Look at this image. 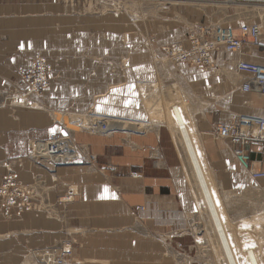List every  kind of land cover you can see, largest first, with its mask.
<instances>
[{"label":"crops","instance_id":"obj_1","mask_svg":"<svg viewBox=\"0 0 264 264\" xmlns=\"http://www.w3.org/2000/svg\"><path fill=\"white\" fill-rule=\"evenodd\" d=\"M75 3L79 1L0 0V183L15 173L33 189L35 207L11 218L0 208V264H43L45 249L65 243L71 253L64 257L75 264H178L186 247L197 253L186 232L196 202L169 127L143 121L142 92L155 98L161 81L173 96L188 101L190 113L180 110L191 124L211 182L214 177L228 184L249 182L253 178L234 155L239 146L215 133L219 124L240 115L264 117V95L242 91L247 74L235 68L238 60L263 61L264 33L259 45L242 53L213 52L211 71L204 73L165 59V47L177 42L188 46L185 36L173 42L184 30L150 29L155 40L143 46L132 25L129 43L108 44L101 37L105 29L92 31L91 20L99 15ZM214 18V11L198 13L189 29L217 25ZM36 53L52 64L54 79L39 95L24 96V104L14 102L11 97L26 89L18 70L28 68ZM89 111L112 115L121 124H144L135 131L110 119L118 131L108 135L72 129L79 150L93 160L84 155L51 170L28 157L38 141L62 131L59 115ZM245 150L250 166L264 170V145L247 144ZM140 206L145 210L138 211Z\"/></svg>","mask_w":264,"mask_h":264},{"label":"rangeland","instance_id":"obj_2","mask_svg":"<svg viewBox=\"0 0 264 264\" xmlns=\"http://www.w3.org/2000/svg\"><path fill=\"white\" fill-rule=\"evenodd\" d=\"M76 6L81 9L84 5L86 11L92 12V15L98 16L99 20L92 18L91 26L93 30H103L101 31V37L107 41L108 44H113L114 42H130V31L131 26L134 25L138 27V41L143 46H147L155 40L154 32L150 29H155L161 26H172L175 28H180L184 32L180 35V39L173 41H180L187 35L189 30V25L192 23L191 20L196 17V14L205 12L210 13L214 11V24L222 25L226 27H237L244 23L258 24L262 28L264 33V3L260 4H250V5H234L231 0H74ZM98 12V13H95ZM103 13V14H101ZM122 32V33H120ZM91 35V39H93ZM137 36V35H135ZM140 47H142L140 45ZM222 50V49H221ZM224 50V49H223ZM108 54L113 53V50L108 49ZM153 52V51H152ZM230 52V51H229ZM39 58V62L45 60L41 64L42 71L41 75H49L51 84L54 79V68L48 59L42 56L40 53H36L31 60L30 66L28 68H20L18 70L19 76L21 73H34L36 70L32 68L33 60L35 57ZM126 57V55H122ZM156 57V56H155ZM162 59L164 55H161ZM157 58V57H156ZM168 59V58H165ZM164 59V60H165ZM188 65V64H187ZM190 66V65H189ZM213 66L212 64L209 68L195 67L204 73H210ZM22 79V77H21ZM159 80V79H158ZM26 86L23 95H14L11 100L14 102L24 104L26 95H39L42 91L47 89L49 85L40 90L39 93H33L30 88H28L25 81L22 79ZM158 86L155 90V98L148 96L149 92L143 91V104L146 112V123L153 124H165L169 127L170 133L173 137V130L179 122L185 121L191 129V124L188 123L187 119L183 117L181 109L186 113H190L189 104L185 103V99L178 97L177 94L173 96V91L170 90L168 85H164L161 81H158ZM174 89L177 88L173 86ZM176 92V91H175ZM147 93V95H146ZM92 116L103 117L104 121H109L110 119H118L112 115L105 113H98L97 111H89L83 115H59L58 119L60 125L62 126V131L58 133L51 134L47 139L38 141L34 148L29 153V158L38 163L43 168H50L54 170L59 167H64L71 165L73 160L68 165H55L50 164L48 160H41V155H46L47 158L56 157L49 156L48 147L45 144H40L41 148H36L39 143H44L50 139L51 136L59 135L62 136V132H65L70 140L71 146L76 147L78 158L89 156L85 151H81L78 148L76 140L73 136V131L80 130L85 131L91 135H108L112 134L118 130H111L110 132H100L91 131V126L94 125L92 121ZM102 121V120H101ZM144 123L140 122L138 127H142ZM141 125V126H140ZM142 129V128H140ZM139 129V130H140ZM174 142V140H173ZM61 143V141H58ZM175 144V143H174ZM197 146V145H196ZM60 148L62 145L60 144ZM184 154V153H182ZM85 155V156H84ZM185 155V154H184ZM92 160L93 157L89 156ZM77 158V159H78ZM182 162V160H181ZM183 165V163H182ZM189 169V165L187 163ZM10 171V169H8ZM11 172V171H10ZM11 175L16 186L24 189V196L20 197V201L25 202L29 206V209H35L32 199L34 197V191L32 188L21 184L15 173ZM12 175H15L13 177ZM8 176V175H7ZM6 177V176H5ZM187 178V177H186ZM3 183L4 177H1ZM210 179V178H209ZM188 180V178H187ZM211 180V179H210ZM227 179H219L214 177V182L212 181L211 186L216 196L218 209L222 215L224 226L228 237L232 243V247L235 252H237L238 258L242 264H251V259H257L264 264V181H256L250 178L249 182L247 180L237 179L236 181H231L228 184ZM190 189H192L191 184ZM235 186V187H234ZM236 186H250L251 189H239ZM193 198L196 202V211L189 219V225L187 227V234L189 239H194V244L196 245L197 253L193 252V248L190 249L186 247L182 257L177 259L178 264H226L224 257L222 256L221 249L216 237V234L211 226V222L208 219L205 208L201 200L194 196L193 189L191 190ZM198 200V201H196ZM202 206V207H201ZM144 208V209H143ZM204 208V209H203ZM138 211H144L145 207L140 206L137 208ZM19 212L13 209V215H18ZM188 242V240H186ZM67 243L58 246H51L45 249L41 254L42 263H45V253L51 252L54 255L56 261H61L60 264H75L74 259H66L65 254L70 256L71 248L70 245L67 247ZM244 247H248L244 254ZM188 255V257H187Z\"/></svg>","mask_w":264,"mask_h":264},{"label":"built area","instance_id":"obj_3","mask_svg":"<svg viewBox=\"0 0 264 264\" xmlns=\"http://www.w3.org/2000/svg\"><path fill=\"white\" fill-rule=\"evenodd\" d=\"M234 5H250V4H260L264 3V0H231ZM215 26V25H214ZM204 30L201 28H196L194 30L189 29L187 31V35L185 39L188 41V46H184L183 44H174L170 48L167 49L168 56L172 60L181 61L186 64L197 66L201 68H209L211 66V54L212 51L218 52L221 49L226 51H237L240 52L244 45L248 44H258L259 40V27L252 26L249 27L246 24H243L239 27V37H236L231 28H224L216 25L214 27V46L201 42V35ZM217 34V36L215 35ZM219 35V36H218ZM225 38L226 40H222ZM220 47H219V46ZM224 45L225 48H221ZM214 48V49H213ZM35 68L34 73H21L22 79L27 84L28 88H30L33 93H39L41 89L49 85L50 79L49 77H45L41 75L42 66L39 62V58L36 56L33 60V67ZM236 70L239 72H243L247 74L248 82L242 84V90L244 92H249L251 82H258V87L264 90V66H258L255 64L242 63L238 61L236 63ZM250 75V76H249ZM254 79V80H252ZM258 123L257 132L259 136L257 139L264 141V118H254L249 116H238L228 124H219L216 127V136L220 138H229V140L233 144H237L241 146L243 144H247L252 142L253 139L249 132H243L239 130V126L241 124H248L249 126ZM103 127V126H102ZM250 136V138H249ZM67 136H59L54 135L51 136L49 140L44 143H39L36 148H41L40 144H45V147H48L49 156H62V154H67L65 157V161H59L58 164L68 165L70 164L76 157L77 151L74 153H66L64 151L58 150V141L62 140V138L70 140L66 138ZM234 154L236 158L240 161V163L246 168L249 169L253 178H262L264 179V170L252 169L249 168V164L251 163L250 159L246 154H243L240 148L234 149ZM15 177V175H12ZM16 178V177H15ZM2 200L6 201V204L3 205V213L5 216H11V209L15 208L17 211L29 209L32 206H29L23 201H20V197L24 196L25 191L20 187L16 186L14 181L8 180L4 185V189L0 192ZM53 259L50 256H47L44 264L51 263ZM57 263H60L57 261Z\"/></svg>","mask_w":264,"mask_h":264},{"label":"bare ground","instance_id":"obj_4","mask_svg":"<svg viewBox=\"0 0 264 264\" xmlns=\"http://www.w3.org/2000/svg\"><path fill=\"white\" fill-rule=\"evenodd\" d=\"M244 24H246L249 27H252V26L259 27V34L258 35H259L260 42L258 44L254 43V44H248L247 46L244 45L243 49H245L247 47H252V46L259 45L261 43V36H262V33H263L262 28L260 27V25H258V24H249V23H244ZM241 25H243V24H241ZM241 25H239V26H237L235 28L226 27V26H222V25H218V26H221V27H224V28H231L233 34L236 37H239V35H240L239 27ZM215 26L214 25H208V24H204V25L201 24V25H197L196 26V28H201V29L204 30L203 34L201 35L202 39H201L200 43L207 42V44L214 46V27ZM215 35L217 36V34H215ZM222 40H226V39L222 38ZM174 44H182V43H179V42L173 43V44H171L168 47H165L163 49V51L165 52V54H166V56H167V58L169 60H172V59L168 56L167 49L170 48ZM221 48H225V46L222 45ZM243 49L240 52H237V51H233V52L242 53ZM213 52L214 51H212V54H213ZM230 52H232V51H230ZM212 54H211V64H212V61H213ZM172 61L177 63V64L178 63H184V62L176 61V60H172ZM238 61H241L242 63L252 64V65L255 64V65H258V66H264V57H263V61L261 63L245 61V60H238ZM42 63H44L43 66L45 67V63H47V62L45 60H43V61L40 62V64H42ZM190 66H192V65H190ZM32 67H33V65H32ZM195 67H197V66H195ZM235 68H236V64H235ZM42 76L49 77V75H42ZM49 79H50V77H49ZM248 80L246 78L242 82V84L248 82ZM252 80H254V79H252ZM242 84H241V87H240L241 90H242ZM258 84H259L258 82H253V83L251 82L249 93H252V94H255V95H264V90H262L260 87H258ZM46 87H44L43 89H45ZM240 116H246V115H240ZM249 117H251V116H249ZM254 118H264V117H254ZM101 120H98V119L97 120H92L94 125L91 126L90 130L91 131L99 130L100 132H110L113 129V127H114V123H116V124L119 123L118 124V126H120L119 128H123V129H132V130H135V131L137 129H139V127L136 125V123H133V122H128V121L125 122L124 121V122H122L123 124H121L120 122H118L115 119L112 120L114 123L111 122L110 120L109 121L108 120L104 121L103 119H101ZM226 124H228V123H226ZM188 125L189 124H187L185 121L179 122L177 124V126H176V129H174L173 133H172L173 134L174 143H175V147H176V149H177V151L179 153L180 159L182 160L184 171L186 173V177L188 178V182L191 184V187H192L193 192H194V196L197 199L201 200V202H202V204H203V206L205 208V211L207 213L208 219L210 220L211 226H212V228H213V230H214V232L216 234V237H217L220 249H221V253H222V256L225 259L226 264H241L239 259H238L237 253L235 252L234 248L232 247V243H231V241H230V239L228 237V234L226 232V229H225V226H224V222H223V219H222V215L220 214V211L218 209L216 196H215V193L213 191V187L211 186L212 182L207 177V175H206V173H205V171L203 169L202 162H201V160L199 158V154H198L197 148L195 146L194 138L192 137V134H191V131H190V127ZM257 126H258V123H255V124H253L251 126H249L248 124H241L239 126V130H241L243 132V134L245 132H249L250 133L249 135H251V137L253 139H257L258 136H259V133L256 131L257 130ZM62 134L66 135L65 132H62ZM217 138H220V137H217ZM249 138H250V136H249ZM220 139H223V138H220ZM224 140H228L229 142H231L229 140V138H225ZM60 141H61V143H58V147H57L59 151H64L66 153H72V152L74 153L76 151V147L75 146L73 147V145L71 146L70 142L67 139L62 138V140H60ZM60 144L62 145V148H60ZM247 144H263L264 145V141L260 140V139H257V140H253L252 142L247 143ZM247 144H243V145L239 146V148H240V150L242 151L243 154H246L248 156L247 151L245 150V146ZM182 153H184L185 155L182 154ZM66 156H67V154H62V156H60V157L56 156V157L47 158L46 155H41L40 158H41V160H48L49 159L50 164L61 165V164H58V162L59 161H65V157ZM77 158H78V155H77V157L74 160H76ZM235 158H236V156H235ZM236 160L240 163V161L237 158H236ZM187 163L189 165V169L187 167ZM241 166L246 171H248V173L252 177L251 172L249 171V169H246L242 164H241ZM249 168H252L250 166V164H249ZM259 170H261V169H259ZM253 179H262V178H253ZM4 180L5 181H3V183L0 185V192L4 189V185L7 183L8 180L13 181L11 175H9L7 177H4ZM209 181L211 182V184H210ZM196 201H198V200H196ZM4 204H6V201L2 200L1 193H0V208H1L2 213H3L2 208H3ZM13 209H15V208L11 209V214L13 213ZM20 211H22V210H20ZM20 211H18V212H20ZM3 215H4V213H3ZM5 217L9 218L10 216H5ZM47 256H50L53 259V261L51 263H48V264H60L61 263V261H59L60 263H57V261L54 259L53 253H51V252L45 253V259H46ZM251 264H262V263L260 261H258L257 259H255V260L251 259Z\"/></svg>","mask_w":264,"mask_h":264}]
</instances>
